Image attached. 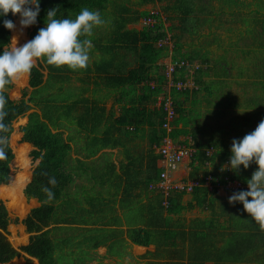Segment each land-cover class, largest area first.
<instances>
[{
	"label": "crops",
	"instance_id": "1",
	"mask_svg": "<svg viewBox=\"0 0 264 264\" xmlns=\"http://www.w3.org/2000/svg\"><path fill=\"white\" fill-rule=\"evenodd\" d=\"M117 3L126 5L132 13L157 8L165 19L173 14L182 21L186 15L180 7L181 0H129L128 3L117 0ZM158 5H162L167 16ZM104 15L108 23L95 29L90 38L94 47L87 69L72 71L66 66L59 67L60 77L54 80L51 90L54 96L51 130L67 146L60 176L61 193L54 201L50 223L43 228L53 243L57 264L59 258L63 264H82L80 260L87 264H264V232L243 210L242 203L229 204L231 195L222 188L202 186L206 198L200 204H196L193 193L172 191L169 197L174 192L183 193L182 209L176 213L167 210L169 203L163 205L164 196L157 187V171L163 169V162L157 150L159 143L151 141L152 127L147 118L138 128L119 123L121 108L128 98L122 87L114 85L118 79H109L102 72L134 64L131 54L124 56L123 50L112 58L108 36L114 14ZM142 25L140 19L129 23L127 28L139 30ZM182 43L183 51L188 50ZM31 105L29 112H39L38 106ZM154 106L158 107L156 102ZM17 120L21 121L20 131L27 116ZM233 132L226 126L217 136L224 142V151L229 156L233 139L244 137L238 138ZM21 136L20 131V139ZM185 138H190L193 146L191 136L181 134L175 139L183 142ZM20 144L18 153L28 160V175L15 176L24 180L19 185L22 195L19 203L24 213L18 218L22 219L40 205L36 198H27L23 193L39 159L32 162L28 147ZM190 162L184 161L173 176L202 177L200 173L196 178L190 177ZM219 162L215 159L206 169L220 176L224 162L221 165ZM257 168L254 162L248 169L241 165L238 175L248 180ZM243 190H248L247 183ZM10 224L21 228L27 244L30 233L25 231V226ZM137 229L149 233L148 245L131 240L130 233Z\"/></svg>",
	"mask_w": 264,
	"mask_h": 264
},
{
	"label": "trees",
	"instance_id": "2",
	"mask_svg": "<svg viewBox=\"0 0 264 264\" xmlns=\"http://www.w3.org/2000/svg\"><path fill=\"white\" fill-rule=\"evenodd\" d=\"M127 3L129 0H124ZM146 2L152 0H144ZM161 1V0H159ZM225 1V0H224ZM245 0H237L234 6L241 7L246 5ZM260 4L264 1L258 0ZM226 4L227 2H223ZM40 12L37 16L36 24L30 27L28 32L29 39H33L38 31L46 27L45 21L47 12L51 9H58L57 18H71L74 19L76 15L83 8H88L90 11H99L104 18V13H113L114 16L109 22V51L112 52V58L118 54L119 50H123L126 56L131 54L134 59V64L130 67L117 68L114 70L102 71L109 79H118L115 86L123 88L128 100L121 108V116L119 123L127 126H134L138 128L139 124L147 118L154 137L151 139L152 143H159L164 130L161 128L163 120V113L160 107L154 106L157 96L164 91L165 77L162 74V60L168 55L166 47L158 48L156 42L159 38L165 35L166 30L172 33L173 50L172 60L179 62L185 61L186 65L177 69L175 72L176 79H185L186 76L191 75L195 83V87L183 90H176L172 88L170 91L173 101L176 117L173 121L174 128L171 135L176 138L179 135H188L193 139V147L196 148V153L193 160L190 162L191 172L190 177L196 178L199 173L204 176L211 174L218 175L216 172L206 169V165L220 160V164L226 159L230 160L228 153L224 151V142L217 138L219 132L223 130V125L217 128L215 124L210 123V119L220 116L224 111L230 107H242L245 113L244 125H257L264 119V17H258L259 10L250 11L248 13L235 12L231 6V11H227L230 17L234 15L243 16L255 12L256 18L242 20L239 18L244 26L243 30H237V38H244L245 34H253L256 32L255 40L258 41L254 48H240V52H260L254 53L258 59L251 63V66L228 64L226 59L211 58L210 49L203 48L202 43L192 44L188 50L183 51V43L180 41L181 36L175 34V25L171 22L172 18H166L164 23L158 14H154L153 10H141L132 13L131 9L124 4H118L117 0H39ZM182 4V1H181ZM111 5V7H110ZM239 10V9H238ZM124 13H127L125 15ZM117 14V15H116ZM187 16L191 12L185 13ZM18 15V16H17ZM13 15L11 12L7 16L0 15V54L4 50L10 49V39L12 31L6 29L3 25L5 19L12 20L13 23L20 24V15ZM185 15V16H186ZM152 16L154 23L152 25L143 24L141 29H129V23H137L144 17ZM184 22L187 19H182ZM192 22V20H191ZM196 25L193 24L191 30L196 31L199 19H194ZM198 22V23H197ZM248 24L257 25V29H251ZM254 35V34H253ZM236 38V39H237ZM218 40L212 39L207 42H214ZM231 44V42L229 43ZM233 45V44H231ZM230 45V46H231ZM232 48V46H231ZM234 49V52L238 49ZM127 53V54H126ZM262 53V54H261ZM196 66V67H195ZM237 68V76L242 77V80H237L242 90V98L230 92L228 86V79L233 76L232 69ZM44 71L46 72V79H44ZM60 77V68L50 66L46 60H38L28 75V87L31 91L23 90L21 97L14 100L9 96L8 89L12 84L6 86L5 97L7 99L6 110L9 111L5 123L9 125L10 131L6 134L10 139L13 132V123L20 117L27 116V122L20 128L22 136L20 142L26 144L29 149V157L32 162L39 159V162L33 168L26 184L23 193L27 198H36L40 205L32 208L28 214L22 219L18 217H10L8 210L3 200H0V264H10V262L22 254H25L23 264H57L53 252L54 246L43 228L51 221L53 214V204L61 193L62 182L60 179L61 169L65 163L63 162V155L66 152V145L61 140L59 135H55L51 127L53 95L52 87L54 80ZM26 78L25 76L23 77ZM21 84L20 81H16ZM42 88V93H37V89ZM39 107V112L31 111L32 105ZM50 103V106H47ZM205 105V106H203ZM203 108V110H200ZM249 127V128H250ZM238 129V130H239ZM138 130V129H137ZM253 131V130H252ZM247 132V133H246ZM249 131L239 130L238 134H248ZM187 137V136H186ZM183 143L187 144L188 140L185 138ZM212 147L214 149L212 155L207 156L206 150ZM15 157V152L8 142L7 159L0 161V185L7 190L9 197H14L18 193V186L24 182L19 177L13 176V183L6 185L11 180V162ZM23 159L22 155H18ZM162 160V158L160 157ZM24 160V159H23ZM227 161V160H226ZM160 171H157L159 177ZM54 176L57 180V185L52 191L55 193V198L45 203L46 195L41 191L42 186L48 185V178ZM243 176L231 170V178L238 179L245 184L247 180L242 179ZM216 189V188H215ZM193 198L196 204L205 202L206 190L205 187H196L193 192ZM182 192H174L169 198L168 211L179 212L182 209L180 204ZM21 197V194H20ZM10 223L23 224L25 231L30 233L27 244L14 247L8 238V225ZM130 238L133 242L142 245L150 243L149 233L143 229H137L130 233ZM35 259L37 262L33 261Z\"/></svg>",
	"mask_w": 264,
	"mask_h": 264
},
{
	"label": "clouds",
	"instance_id": "3",
	"mask_svg": "<svg viewBox=\"0 0 264 264\" xmlns=\"http://www.w3.org/2000/svg\"><path fill=\"white\" fill-rule=\"evenodd\" d=\"M9 12L20 15L22 31L36 24L40 12L39 0H0V15L7 16ZM57 12L58 9L47 12L46 27L41 28L33 39L0 54V161L7 159L9 138L6 134L10 131L5 123L9 115L6 110V86L29 75L36 62L42 59L50 66H66L72 71L86 70L94 47L90 38L95 29L108 23L99 11L88 8H83L74 19H58ZM3 25L10 31H15L17 27L9 19H5ZM230 150V170L238 173L241 165L248 169L253 162L258 168L246 181L248 190L234 192L229 197V204L242 203L243 210L264 232V119L242 139H233ZM221 170H225L224 166ZM48 185L51 187L41 188L46 195L45 203L55 198L52 189L57 180L54 176L48 178Z\"/></svg>",
	"mask_w": 264,
	"mask_h": 264
},
{
	"label": "rangeland",
	"instance_id": "4",
	"mask_svg": "<svg viewBox=\"0 0 264 264\" xmlns=\"http://www.w3.org/2000/svg\"><path fill=\"white\" fill-rule=\"evenodd\" d=\"M182 4L180 7L182 10H185L186 12H191L189 16H185L187 19L186 22L184 20L180 21L177 16H174L173 14L170 15L173 19L171 22L175 25V31L177 33H181V42H184V44L189 48L190 45L194 44H201L203 45V48L210 49L211 53L210 56L211 58H219V59H226L229 65L233 64L235 65H242V66H251V63H254L257 59L258 56L256 54H260V52H250V53H245L240 52V48H254L256 46V43L258 41L255 40L256 32L253 34H245V37L242 39L237 38V30H243L246 27L244 24L239 21V18L242 20H247L244 18H248V20H252L257 15L255 12L250 13L249 15L245 14L243 16L239 15H234L233 17H230V15L227 13V11H231V6L233 7L234 10L237 13L239 12H244L248 13L250 11H255L259 10L258 17L262 18L264 17V3L258 2V0H245L244 6L235 7L234 4H236L237 0H181ZM260 1V0H259ZM262 1V0H261ZM264 1V0H263ZM223 2H227L224 4ZM162 11L163 7L162 5H158ZM156 10H159L155 8ZM239 9V10H238ZM160 11V10H159ZM166 11V10H165ZM164 12V11H163ZM167 12V11H166ZM166 15V13L164 12ZM183 14V13H182ZM17 15V14H16ZM15 15V16H16ZM184 15V14H183ZM18 16V15H17ZM16 16V19H17ZM167 16V15H166ZM169 17V16H168ZM199 19V23L197 24L196 31L193 32L191 30V27L195 24L194 19L195 18ZM183 17V19H185ZM192 20V22H191ZM14 24L17 26L15 31H12L11 33V41H10V48L13 46H22L24 43L30 41L28 32L30 30V27L24 28L22 31L20 30V24L16 23V20ZM248 26L251 29H256L257 25L253 24H248ZM218 37V40L214 42H207L212 39H216ZM237 38V39H236ZM231 42V44H229ZM237 48L238 51L234 52V49L231 48ZM262 54V53H261ZM256 59V60H255ZM255 60V61H254ZM253 66V64H252ZM251 66V67H252ZM163 72V67L161 69ZM232 74L233 76L228 79V86L230 89V92L237 96L238 99L242 98V90L240 88V84H238L237 80H242V77L237 76V68L232 69ZM26 78H22V83L19 84L17 82L12 83V86L10 89H8L9 96L14 99L18 100L21 97V92L23 90H27L28 92L30 91V88L28 87V77L27 75L25 76ZM20 81V80H19ZM42 88H39L36 91V94L42 93L41 91ZM54 98V96H53ZM53 102V101H52ZM50 103H47V106H50ZM205 106V105H203ZM200 110H203L201 108ZM246 110H244L241 106L240 107H230L224 111V113L220 116H216L214 119H210L209 122L215 124L217 128H220L219 125L227 126L230 127L234 130V134L240 138L241 136H245L244 134H238L237 129L242 127L244 123L245 117L242 115L245 113ZM18 124H21V121L16 120L13 125H14V131L10 137L11 141V146L15 152V157L11 162L12 170H11V180L7 184H11L13 180V176L16 174H23L25 176L28 175V160H23L18 157L19 153V147H20V131L18 130ZM250 127L249 125L244 126L243 129H247ZM255 125H251L250 129L252 132V129H254ZM17 128V129H16ZM224 128V127H223ZM255 130V129H254ZM249 131V130H247ZM250 133V132H248ZM231 135V132L230 134ZM15 178V177H14ZM21 185V184H20ZM19 188V186H18ZM22 195L20 197V188L18 190L17 195L14 197H9L7 190L2 188V185L0 186V200L4 201L5 206L7 207L10 217H20L24 213V209L21 210V205L22 203H19V200H21ZM22 202V200H21ZM17 210V212H15ZM16 234V235H15ZM17 237V238H15ZM8 238L11 241L12 245L14 247H19L20 245L25 244V236L22 233V230L20 227H16L13 224H10L8 226ZM59 264H63L62 259L59 258ZM24 262V258L22 256L16 257L13 259L10 264H20ZM82 264H87L85 260H80Z\"/></svg>",
	"mask_w": 264,
	"mask_h": 264
},
{
	"label": "built area",
	"instance_id": "5",
	"mask_svg": "<svg viewBox=\"0 0 264 264\" xmlns=\"http://www.w3.org/2000/svg\"><path fill=\"white\" fill-rule=\"evenodd\" d=\"M153 13L158 14L162 21L164 23L166 22L164 15L159 10H154ZM142 23L145 25H152L154 23V18L152 16L144 17ZM156 46L158 48L166 47L168 50V55L161 61L163 65L162 74L165 77L164 91L162 94L158 95L156 99V105L161 108L163 113L161 128L164 130V134L157 146V150L163 162V169L159 173V181L157 183V187L164 196L163 205H168V197L172 191L192 193L196 187L206 186L209 189L222 188L228 194L232 195L234 192L245 189V184L242 181L231 178V170L228 167V161H225L222 165L225 170L222 171L220 176L214 177L211 174H207L196 179H181L173 176V173L178 170L184 161L190 162L193 160L196 148L192 146L190 138H188V143L185 144L181 141H177L171 135L172 129L174 128L173 121L176 117V113L170 91L172 88L176 90L189 89L195 87V83L191 75L186 76L184 80L175 78L177 69L185 66L186 63L183 60L179 62H174L172 60L174 44L172 35L169 31L166 30L165 35L158 39ZM213 151L214 149L209 147L206 150V155H212Z\"/></svg>",
	"mask_w": 264,
	"mask_h": 264
},
{
	"label": "bare ground",
	"instance_id": "6",
	"mask_svg": "<svg viewBox=\"0 0 264 264\" xmlns=\"http://www.w3.org/2000/svg\"><path fill=\"white\" fill-rule=\"evenodd\" d=\"M4 186V185H3Z\"/></svg>",
	"mask_w": 264,
	"mask_h": 264
}]
</instances>
